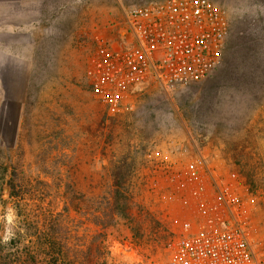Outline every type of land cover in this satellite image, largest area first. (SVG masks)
<instances>
[{
    "label": "rangeland",
    "instance_id": "rangeland-1",
    "mask_svg": "<svg viewBox=\"0 0 264 264\" xmlns=\"http://www.w3.org/2000/svg\"><path fill=\"white\" fill-rule=\"evenodd\" d=\"M155 1L161 0H0L4 243L8 234V244L19 241L21 220L5 185L14 178L33 189L25 202L31 215L70 203L65 233L79 254L89 246L94 264L159 258L182 221L198 215L186 168L203 153L215 176L249 197L251 236L264 257V0H214L231 28L247 24L255 38L248 57L247 50L228 53L189 87L167 92L149 85L133 94L132 110L112 117L90 79L97 39L121 44L130 12ZM163 158L175 165L167 170ZM123 162L130 167V211L110 216L112 166ZM239 171L252 190L239 182Z\"/></svg>",
    "mask_w": 264,
    "mask_h": 264
},
{
    "label": "built area",
    "instance_id": "built-area-1",
    "mask_svg": "<svg viewBox=\"0 0 264 264\" xmlns=\"http://www.w3.org/2000/svg\"><path fill=\"white\" fill-rule=\"evenodd\" d=\"M230 31L228 12L214 0H161L135 8L121 44L97 39L94 93L116 117L132 110L133 94L149 85L170 92L198 84L221 64ZM161 163L167 170L175 165L171 158ZM186 170L198 215L182 221L162 256L134 264H264L251 236L249 197L215 176L203 153Z\"/></svg>",
    "mask_w": 264,
    "mask_h": 264
},
{
    "label": "trees",
    "instance_id": "trees-1",
    "mask_svg": "<svg viewBox=\"0 0 264 264\" xmlns=\"http://www.w3.org/2000/svg\"><path fill=\"white\" fill-rule=\"evenodd\" d=\"M232 28L230 40L226 42L223 50L222 59L228 60V53L239 50H247L244 56L248 57L255 38L248 35L247 24L244 25L242 22L236 21ZM127 165L123 162L112 166V189L107 205L110 216H127L130 211L128 196L130 167ZM236 175L243 186L252 190L253 181L246 179V176L240 171ZM5 185L9 198L16 202L17 216L21 220V227L17 233L19 241L12 240L8 244L0 239V264H94L88 256L91 252L89 246L82 254H79L82 251L70 243L67 233H65L67 229L63 218L70 213L68 205L70 203L64 202L59 211H42V207H40V212L31 215L28 209L29 205L25 203L27 192L33 190H29L30 183L25 180L9 178ZM21 203L24 205L21 206ZM76 208L74 207V210L79 211L78 207ZM104 214L108 215V213ZM96 224L98 226L100 222L97 221Z\"/></svg>",
    "mask_w": 264,
    "mask_h": 264
},
{
    "label": "clouds",
    "instance_id": "clouds-1",
    "mask_svg": "<svg viewBox=\"0 0 264 264\" xmlns=\"http://www.w3.org/2000/svg\"><path fill=\"white\" fill-rule=\"evenodd\" d=\"M11 238V234L5 236V243H7Z\"/></svg>",
    "mask_w": 264,
    "mask_h": 264
}]
</instances>
